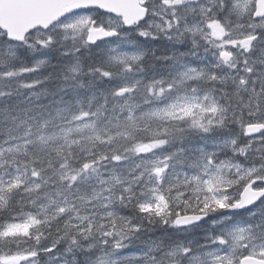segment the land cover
<instances>
[{
    "label": "snow or ice",
    "instance_id": "obj_1",
    "mask_svg": "<svg viewBox=\"0 0 264 264\" xmlns=\"http://www.w3.org/2000/svg\"><path fill=\"white\" fill-rule=\"evenodd\" d=\"M0 264H264V0H0Z\"/></svg>",
    "mask_w": 264,
    "mask_h": 264
}]
</instances>
